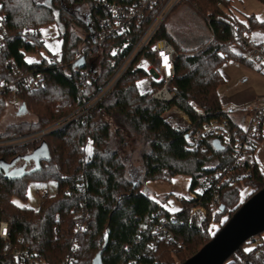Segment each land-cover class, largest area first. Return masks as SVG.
<instances>
[{
	"label": "trees",
	"instance_id": "obj_1",
	"mask_svg": "<svg viewBox=\"0 0 264 264\" xmlns=\"http://www.w3.org/2000/svg\"><path fill=\"white\" fill-rule=\"evenodd\" d=\"M74 6L87 7V16L80 18ZM181 6L202 18L209 32L208 39L190 52L168 28L170 17ZM231 6V0H183L161 25L154 41H168L177 54L170 85L175 97L171 102L161 103L154 100L151 93L142 94L137 82L146 73L143 68L133 66L87 117L69 122L40 140L0 150V166L16 160L21 167L34 166L27 164L25 158L42 146L48 153V158L40 162L39 170L24 177L10 178L5 171H0V208L3 219L11 226L14 249L29 250L44 264H61L68 257L72 258V264H92L103 248L104 235L109 229L103 264H184L215 237L210 235V226L239 199L242 185L255 188V194L264 189V174L255 164L252 176L242 185L219 190L217 195L225 211L208 216L202 233L188 224L189 208L201 199H183V209L172 221L169 210L141 190V182L125 176L124 162L111 145L109 119L128 120L135 129L143 130L149 141L150 152L144 155L145 181H170L176 176H187L189 193L207 176L232 162L227 152L214 149L213 138L205 139L195 151L189 148L194 134L205 123L227 121L238 127L220 100L218 90L225 84L221 68L227 62L224 56L232 58L233 27L238 25L243 31L253 32L264 29V22L251 17L243 24L232 13ZM0 15L7 32L0 50V82L14 78L7 68L10 62L23 73H40L44 77L40 89L21 88L14 105L8 103L6 96L0 97V119L6 106L20 104L36 117L32 122L8 125L0 131V141L45 130L74 114L106 86L129 54V50H125L112 56V51L127 39L111 38L103 45L99 56L84 62V67L75 63L80 48L91 45L102 35L97 22L105 17V12L96 0H0ZM52 24L61 27L59 57L56 61L52 56L28 62L27 56L39 55L45 49L41 31ZM74 26L83 27L84 38L74 35ZM141 35L142 30H136L132 42ZM84 69L88 70V76L83 74ZM174 107L188 116L189 126H174L166 120L165 115ZM261 141L259 134L257 145ZM88 144L92 146L91 156L85 160ZM31 180L57 182L58 194L43 196L36 210L19 205L16 200L27 201V186ZM211 198L205 195L202 204L207 205ZM80 208L90 214V219L87 229L77 233L78 220L73 211ZM161 218L168 220L169 230L183 246L175 254L165 240L153 247L152 229ZM248 244L225 264H239ZM0 264H17L14 254L1 253Z\"/></svg>",
	"mask_w": 264,
	"mask_h": 264
},
{
	"label": "built area",
	"instance_id": "obj_2",
	"mask_svg": "<svg viewBox=\"0 0 264 264\" xmlns=\"http://www.w3.org/2000/svg\"><path fill=\"white\" fill-rule=\"evenodd\" d=\"M183 0H96L97 4L105 12V17L99 18L97 25L102 32L100 38L96 39L91 45H84L80 48L76 56L75 63L86 62L99 56L101 48L108 39H120L126 37L118 49L112 51V56H116L118 51L123 52L129 50V54L124 63L117 70L112 79L104 86L91 100L84 102L81 108L66 119L57 124L41 130L39 132L14 137L0 141V150L25 145L46 135L58 131L69 122L77 120L81 117H87L90 111L104 97H106L119 80L134 66L145 70V77L140 79L137 84L144 80L150 87L147 93H151L154 100L161 103H169L175 93L171 90V81L174 78L176 51L172 44L161 39L154 41L161 25L168 18L171 12ZM157 10V12H156ZM153 17L150 19L151 15ZM142 30L141 37L132 42L136 30ZM235 37V56L251 63H259L264 65V43L252 40L246 31L240 26L233 27ZM7 32L4 27L3 18L0 15V50L5 44ZM42 40V38H41ZM238 53H237V51ZM163 53V55H161ZM58 57H52L56 61ZM225 61L229 60L228 56H224ZM8 70L14 76L10 81L0 82V97L6 96L9 104L14 105L21 88L29 91L40 89L44 85V77L40 73H23L18 70L14 62L7 64ZM83 74L88 76L87 69L83 70ZM248 115L251 117L249 129L245 131L242 127H234L227 121H212L205 123L203 127L194 134L191 150H197L202 142L207 138H213L218 141L227 152L232 162L218 169L211 175L207 176L201 185L189 193L187 200H199L195 206H191L188 210V224L196 226L202 233L205 232L204 223L208 216L221 213V198L217 195L223 187H237L242 185L253 174L255 161L253 153L257 148L258 136L262 130V121L264 119V109L258 106L249 107ZM165 118L171 121L174 126H189L188 116L180 109L174 107L167 112ZM213 143V142H212ZM92 149L88 144L85 148V160H89L91 153L87 149ZM48 192L45 196H48ZM205 195L211 196V200L207 205L202 204V198ZM172 221L176 220L177 213L170 210ZM181 212V211H180ZM76 219V232L85 231L88 227L90 214L83 208L73 211ZM11 226L2 217L0 208V254L11 252L14 254L17 264H44L35 254L29 250L14 249V243L11 236ZM152 233L155 235L153 247L160 240H165L170 244L172 252L175 254L182 249V244L176 240L173 233L168 228V220L161 218L157 224L153 226ZM257 236L251 239L248 245L252 246V250L245 249V256L241 257L239 264H264V237ZM72 258L63 260L61 264H72Z\"/></svg>",
	"mask_w": 264,
	"mask_h": 264
},
{
	"label": "rangeland",
	"instance_id": "obj_3",
	"mask_svg": "<svg viewBox=\"0 0 264 264\" xmlns=\"http://www.w3.org/2000/svg\"><path fill=\"white\" fill-rule=\"evenodd\" d=\"M231 1V11L241 23L247 24L248 19L251 17H255L259 22H264V2H260L259 0ZM73 8L80 18L87 16V7L74 6ZM82 28V26H74L72 28L74 35L84 38L85 33ZM168 28L188 52L199 48L200 43H203L209 37L205 22L202 18L195 16L186 6H181L170 17ZM60 33L61 27L58 24H52L50 27L42 29L41 38L45 42V49L39 55L27 56V60L37 62L42 58L59 57L62 47ZM247 33L252 40L264 43V29L255 32L247 31ZM231 56L232 58L225 62L221 68L225 84L220 86L218 93L223 109L228 113H230V110H234V113L239 118H242V128L247 131L251 122L248 108L258 106L260 109H264V65L243 61L235 56L234 51ZM137 86L142 94L147 93L150 87L144 80H141ZM21 106V104L16 107L11 105L6 106L0 119V131H4L12 123L35 121V113L30 111L18 116ZM109 122L112 135L111 145L118 150L124 162L125 176L131 181L141 182V190L172 213L182 211L181 198L189 197L190 178L187 176H176L170 181L157 180L155 182H146L144 155L150 152V145L145 132L143 130L138 131L128 120L122 118L109 119ZM168 122L173 125L171 121ZM262 132L264 136V119L262 121ZM255 152L258 161L264 165V139L257 146ZM32 167L29 166L26 170H30ZM19 168H21L20 163L14 168L8 169V175L11 177L18 176ZM242 186L239 199L233 205H230L223 215H219L216 218V223L210 226L209 231L212 237L226 225L237 208L240 209L255 194V188L251 189ZM47 192L50 194V197L56 196L58 194V183L55 181L42 182L31 180L27 186V201L25 203L20 202V200L16 201L19 205L23 204L36 210L39 208L41 200ZM262 236L264 237V233ZM245 249L249 251L253 247L246 245Z\"/></svg>",
	"mask_w": 264,
	"mask_h": 264
},
{
	"label": "water",
	"instance_id": "obj_4",
	"mask_svg": "<svg viewBox=\"0 0 264 264\" xmlns=\"http://www.w3.org/2000/svg\"><path fill=\"white\" fill-rule=\"evenodd\" d=\"M84 67V62L79 63ZM25 105L19 108L18 116L26 114ZM213 147L217 152L224 149L218 141H213ZM48 158L45 146L40 147L34 154L25 158L27 164L34 166L28 171L27 165L19 168V175L11 177L7 170L14 168L18 160L10 165L0 166V171L7 173V177L21 178L40 168V162ZM221 212L225 211L222 205ZM264 233V189L249 199L228 221V223L205 245L195 256L188 259L184 264H225L245 243ZM110 231L107 229L104 235L102 250L94 257L92 264H103V253L109 244Z\"/></svg>",
	"mask_w": 264,
	"mask_h": 264
},
{
	"label": "crops",
	"instance_id": "obj_5",
	"mask_svg": "<svg viewBox=\"0 0 264 264\" xmlns=\"http://www.w3.org/2000/svg\"><path fill=\"white\" fill-rule=\"evenodd\" d=\"M255 32V31H254ZM29 62V61H28ZM224 77V76H223ZM225 79V78H224ZM230 117L232 118V120L234 121V123H236L238 126H240V127H242V118L240 117H238L237 116V114H235L234 113V110H230ZM260 134H261V137H262V141H263V139H264V136H263V132H262V130H261V132H260ZM261 141V142H262ZM261 144V143H260ZM259 144V145H260ZM256 152L254 151V153H253V157H254V161H255V164L258 166V168H259V170L261 171V173L262 174H264V165H263V163L261 164L259 161H258V159H257V156H256V154H255Z\"/></svg>",
	"mask_w": 264,
	"mask_h": 264
},
{
	"label": "snow or ice",
	"instance_id": "obj_6",
	"mask_svg": "<svg viewBox=\"0 0 264 264\" xmlns=\"http://www.w3.org/2000/svg\"><path fill=\"white\" fill-rule=\"evenodd\" d=\"M161 55H163V53L161 54ZM30 63L32 62V61H29ZM87 151H89L90 152V148L89 149H87ZM15 203V202H14Z\"/></svg>",
	"mask_w": 264,
	"mask_h": 264
}]
</instances>
